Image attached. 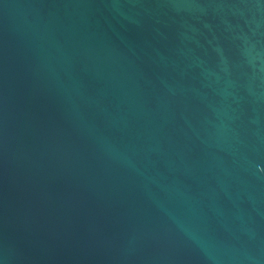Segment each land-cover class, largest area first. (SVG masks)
I'll list each match as a JSON object with an SVG mask.
<instances>
[{
    "label": "water",
    "instance_id": "1",
    "mask_svg": "<svg viewBox=\"0 0 264 264\" xmlns=\"http://www.w3.org/2000/svg\"><path fill=\"white\" fill-rule=\"evenodd\" d=\"M0 264H264V0H0Z\"/></svg>",
    "mask_w": 264,
    "mask_h": 264
}]
</instances>
